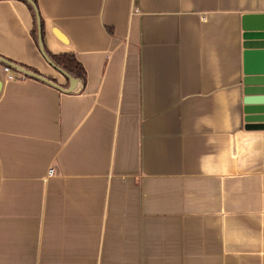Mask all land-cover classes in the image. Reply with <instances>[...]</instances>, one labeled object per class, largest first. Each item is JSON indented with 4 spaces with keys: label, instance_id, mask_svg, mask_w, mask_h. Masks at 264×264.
Instances as JSON below:
<instances>
[{
    "label": "crops",
    "instance_id": "obj_1",
    "mask_svg": "<svg viewBox=\"0 0 264 264\" xmlns=\"http://www.w3.org/2000/svg\"><path fill=\"white\" fill-rule=\"evenodd\" d=\"M28 4L0 0V56L67 88ZM35 4L45 52L84 80L62 92L0 63V264H264V136L241 83V18L264 0Z\"/></svg>",
    "mask_w": 264,
    "mask_h": 264
},
{
    "label": "water",
    "instance_id": "obj_2",
    "mask_svg": "<svg viewBox=\"0 0 264 264\" xmlns=\"http://www.w3.org/2000/svg\"><path fill=\"white\" fill-rule=\"evenodd\" d=\"M24 1L29 3L34 10L37 25V45L42 57L68 80L69 86L63 88L45 76L1 56L0 63L27 78L43 81L62 92L74 91L79 79L74 78L67 71L55 65L49 58L43 47L41 24L36 4L33 0ZM241 47L243 127L245 130L261 131L264 136V14H243L241 18Z\"/></svg>",
    "mask_w": 264,
    "mask_h": 264
},
{
    "label": "trees",
    "instance_id": "obj_3",
    "mask_svg": "<svg viewBox=\"0 0 264 264\" xmlns=\"http://www.w3.org/2000/svg\"><path fill=\"white\" fill-rule=\"evenodd\" d=\"M35 2V0H33ZM29 7L31 8V10H33L32 6L30 4H28ZM34 12V10H33ZM36 22V21H35ZM41 24V21H40ZM32 35L33 38L35 40V43L37 44V25L35 23L34 25V30L32 31ZM41 35L43 36V31H42V24H41ZM47 55L49 56V58L53 61V63L55 65H57L58 67L62 68L63 70L67 71L71 76H73L74 78H77L79 80H84V71L83 68L81 67V64L77 61V59L75 58L74 55L72 54H68V53H64V54H58V55H52L47 53ZM33 72L38 73L36 70L31 69L27 66L21 65ZM49 80H52L53 82L56 83V80L53 78L48 77Z\"/></svg>",
    "mask_w": 264,
    "mask_h": 264
},
{
    "label": "built area",
    "instance_id": "obj_4",
    "mask_svg": "<svg viewBox=\"0 0 264 264\" xmlns=\"http://www.w3.org/2000/svg\"><path fill=\"white\" fill-rule=\"evenodd\" d=\"M4 71H5V72H9L10 69H9L8 67L4 66ZM8 77H9V78H15V76H13L12 74H10ZM18 78H19V79H25V78H27V77L24 76L23 74H19V75H18ZM48 173H49V175H52V174L54 173V170H53L52 168H50Z\"/></svg>",
    "mask_w": 264,
    "mask_h": 264
}]
</instances>
